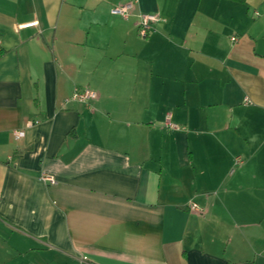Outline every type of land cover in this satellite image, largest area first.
Wrapping results in <instances>:
<instances>
[{"label": "crops", "instance_id": "obj_1", "mask_svg": "<svg viewBox=\"0 0 264 264\" xmlns=\"http://www.w3.org/2000/svg\"><path fill=\"white\" fill-rule=\"evenodd\" d=\"M0 264H264V0H0Z\"/></svg>", "mask_w": 264, "mask_h": 264}, {"label": "built area", "instance_id": "obj_2", "mask_svg": "<svg viewBox=\"0 0 264 264\" xmlns=\"http://www.w3.org/2000/svg\"><path fill=\"white\" fill-rule=\"evenodd\" d=\"M131 3H122V4H116L113 7H111L110 12L113 14H118L122 17H126L129 13V10L131 8ZM159 19V16L155 12H141L138 14V23H137V32L139 35H146L152 27V23ZM233 39V37H232ZM97 96L96 92L92 90L91 88L84 86V87H74L70 99L72 100H78V101H84L88 102L92 99H94ZM170 126H175L174 123H169ZM15 136H21L23 134L22 131H15ZM235 163H241L242 159L240 156H236L234 158ZM41 178L43 180H46L48 182H54L55 178L50 173H44L41 175ZM190 208L195 211H199L200 207L197 206L195 203L190 204Z\"/></svg>", "mask_w": 264, "mask_h": 264}, {"label": "trees", "instance_id": "obj_3", "mask_svg": "<svg viewBox=\"0 0 264 264\" xmlns=\"http://www.w3.org/2000/svg\"><path fill=\"white\" fill-rule=\"evenodd\" d=\"M235 1H243V0H235Z\"/></svg>", "mask_w": 264, "mask_h": 264}]
</instances>
